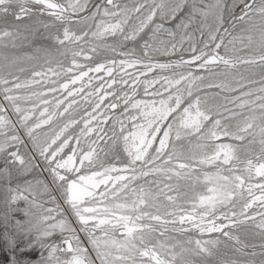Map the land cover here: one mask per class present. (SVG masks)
I'll return each instance as SVG.
<instances>
[{"label":"snow or ice","instance_id":"obj_1","mask_svg":"<svg viewBox=\"0 0 264 264\" xmlns=\"http://www.w3.org/2000/svg\"><path fill=\"white\" fill-rule=\"evenodd\" d=\"M0 264H264V0H0Z\"/></svg>","mask_w":264,"mask_h":264},{"label":"rangeland","instance_id":"obj_2","mask_svg":"<svg viewBox=\"0 0 264 264\" xmlns=\"http://www.w3.org/2000/svg\"><path fill=\"white\" fill-rule=\"evenodd\" d=\"M21 135L23 136V133L21 132Z\"/></svg>","mask_w":264,"mask_h":264}]
</instances>
